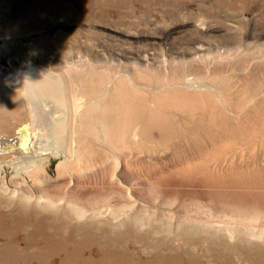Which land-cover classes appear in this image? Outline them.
I'll list each match as a JSON object with an SVG mask.
<instances>
[{
	"label": "rangeland",
	"instance_id": "374dc122",
	"mask_svg": "<svg viewBox=\"0 0 264 264\" xmlns=\"http://www.w3.org/2000/svg\"><path fill=\"white\" fill-rule=\"evenodd\" d=\"M34 68L59 80L70 106L86 101L87 117L118 92L134 108L131 118L121 112L118 145L92 119V163L62 178V196L73 187L110 203L85 197L116 227L96 232L85 250L94 264L106 262L103 240L118 234L134 257L166 246L213 264L212 248L246 264L235 251L264 249V0H0V79ZM7 155L0 195L35 196L46 186L12 181ZM43 156L57 180L64 154ZM116 205L119 221L135 218L132 230L109 220ZM187 229L214 233L220 244H189ZM161 237L167 244L157 246Z\"/></svg>",
	"mask_w": 264,
	"mask_h": 264
},
{
	"label": "bare ground",
	"instance_id": "6f19581e",
	"mask_svg": "<svg viewBox=\"0 0 264 264\" xmlns=\"http://www.w3.org/2000/svg\"><path fill=\"white\" fill-rule=\"evenodd\" d=\"M8 73L9 70L3 75ZM14 73L9 74L6 80L0 79V178L4 179L5 189L8 185L3 174L6 171L3 156L8 154L14 157L10 162L15 171L12 181L17 184L26 183L28 176L46 186L36 192L35 196L25 192L0 195V264H94L91 259L96 258L86 257L85 250L98 242L96 232L116 229L103 220V207L110 203L99 195H93L91 191L73 187L68 188L67 196H62L61 189L65 184L62 178L76 172H85L92 163V155L86 149V144L93 120H99L107 143L118 145L121 128L124 126L121 112L124 110L126 115L130 112L132 114L134 108L124 104L126 99L118 92L109 96V100L105 97L97 101L95 110L87 117L86 113L91 111L90 105L82 110V104L86 101L76 98L70 106L66 89L58 83L59 80L48 79L53 78L51 73L39 68ZM49 152L55 156L64 154V159L57 166V180H54L55 177L47 168L48 156H43ZM119 160L116 153L113 162L116 169ZM44 190H52L57 195H52V192L43 195ZM72 194L82 201L75 203ZM87 196H91V203L95 202V197L106 203L99 209L93 207L90 210L85 201ZM113 208L115 216L109 220L117 222L120 215L116 213L121 214V206ZM130 215L138 216L135 211ZM126 222L130 230L136 224L135 218H132L119 221V225H126ZM215 237L214 233L204 234L202 231L194 235L189 229L183 236L189 244L201 241L212 247L220 244ZM122 241L123 237L119 234L103 240L108 248L101 250L100 258L106 259L103 264H131L135 258L136 264H210L208 260L204 263L203 260L187 257L188 252L168 251L164 246L167 244L164 237L159 238L156 245L162 244L160 246H164L165 253L156 251L136 257L125 249L129 239ZM253 247L250 253L243 250L234 253L246 264H264V249L256 245ZM225 248L228 250V247ZM208 250L210 252L205 255L212 258L213 264H236L230 250Z\"/></svg>",
	"mask_w": 264,
	"mask_h": 264
}]
</instances>
